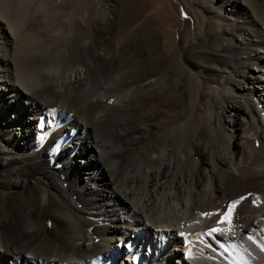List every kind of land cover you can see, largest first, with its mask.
<instances>
[{
  "label": "bare ground",
  "instance_id": "6f19581e",
  "mask_svg": "<svg viewBox=\"0 0 264 264\" xmlns=\"http://www.w3.org/2000/svg\"><path fill=\"white\" fill-rule=\"evenodd\" d=\"M167 1L165 59L0 0V264H227L233 201L221 241L264 264V0Z\"/></svg>",
  "mask_w": 264,
  "mask_h": 264
},
{
  "label": "rangeland",
  "instance_id": "374dc122",
  "mask_svg": "<svg viewBox=\"0 0 264 264\" xmlns=\"http://www.w3.org/2000/svg\"><path fill=\"white\" fill-rule=\"evenodd\" d=\"M38 1L41 4H44V3L46 4L47 3L48 6H52L53 8L60 7V10L57 11L56 13H54V18L55 19H57L58 17H60L59 15H61L60 14V12H61L64 17L67 14L66 17L67 18H70V20L73 19V22L76 21V20H78V18H81V17L84 20L86 18L87 20H85V21H87L88 23H89V21H91V23L93 21H96V22H93V23H96V24H100L102 22L101 25H100L101 27H99V26L97 27V25L95 24V28L94 29H92L94 27L93 23H92L93 26L91 25L89 27H84V29H85L84 30V34L87 35V36H85V37H87L86 39H88V36L89 37L92 36L91 39H94L93 40V42L95 41L94 43H96L98 41V39H101L99 44H101V42L103 41L102 42V43H104L103 48H105V50L106 49H109L110 50V49H112L113 46L115 48V49L113 48L114 50H117V49L118 50H122V49H124V47L126 48V46L129 44L127 42V40H129V38L131 37V39L133 41L136 39L134 41L135 44L133 42H132L133 44L132 43L129 44L130 45V49L132 50V48H133V50L135 51V53H138V50L139 51H144L147 46L150 47V43H154L155 49L158 51V53H161L165 57V59L167 57L169 58V56L171 55V50L172 49H170V42L168 41V39H166L168 37H165V35H164V34H166V32H165L166 31L165 30L166 29V18H165V15H164L165 14V10L164 9L166 7V4L168 3L167 0H115L116 6H117L115 8L116 11L113 10V11H110L109 12V14H111V16H112V20L114 19L113 20L114 23H113L112 26L110 25L109 27H106V26L104 27V25H103L104 20L107 18V16H105L107 14H105V12L103 13V11H102V9L105 10V7H104V4L106 2L105 0H79V1H77V0H65V2L63 0H56V1L54 0V2H53V0H46V1L45 0H37V2ZM172 1H174L176 5L181 4V2L178 1V0H172ZM68 3H70V4H68ZM79 3H82V4L79 5ZM55 5H57V6H55ZM80 6L83 7L84 9L81 8ZM100 7L102 9H100ZM181 7H182V8H180V10H182L181 17L184 20H186L187 17H188V15H185V14H188V13L186 12V9L183 6H181ZM61 8L62 9H65L64 12L62 11ZM72 8H73V10H72ZM79 12H80V14H79ZM72 13H75V14H72ZM39 14H38V16H40ZM70 14H71V16H70ZM83 14L85 15V17H84ZM55 15H57V16H55ZM76 15H78V16H76ZM88 15H89V17H88ZM40 17H42V16H40ZM75 17H77V19ZM103 17H105V18H103ZM118 18H120V19H118ZM118 20H119V22H118ZM120 20H121L122 23H124L123 25L120 22ZM97 21H98V23H97ZM115 23H118V24H115ZM126 25H127V27H126ZM128 25H130V30L129 29H126V28H129ZM133 27H135V28H133ZM121 28H122V30H121ZM118 30H120V31H118ZM124 30L125 31L127 30V31L124 32ZM116 31L119 33L118 35H116V33H115ZM106 32H107V34H106ZM138 32H140V33L138 34ZM126 33H128L127 36H129V38L126 36ZM130 33L133 34V35L131 36ZM104 34L105 35L110 34L112 36L111 40H113V42H109V40H107L106 38H104V36H105ZM123 34H124L125 37H123ZM134 36H136V38H134ZM137 37H139L140 40ZM125 38H126V40H125ZM114 39H116V40H114ZM88 40L90 41V38ZM177 40H178V38H177ZM115 41L117 42V45H116V42ZM138 42L139 43L141 42V43L139 44ZM125 43H127V44H125ZM118 45H119V47H118ZM135 45H137V46L135 47ZM138 47H140V48H138ZM125 60L127 61L128 59H126V58L121 59L120 58V60L117 61V63L120 66H123V67H125L127 65V63L130 64V62H132L130 65H133V64L136 65L137 64V62H135L133 59H130V62H126ZM123 61H125V62L123 63ZM133 62H135V63H133ZM130 65H129V67H130ZM249 194H252V196H253L254 193L251 192ZM224 207H226V205Z\"/></svg>",
  "mask_w": 264,
  "mask_h": 264
},
{
  "label": "snow or ice",
  "instance_id": "6c2138e0",
  "mask_svg": "<svg viewBox=\"0 0 264 264\" xmlns=\"http://www.w3.org/2000/svg\"><path fill=\"white\" fill-rule=\"evenodd\" d=\"M55 111V110H52ZM240 199H244L241 197ZM239 203V201H233L231 204L228 206V208L223 212V214L220 216V219L217 221V227L210 228L208 230V234L210 236L215 237L216 241L219 243V247L224 250L225 253L228 254V259H227V264H247V261L243 259H239L236 257H233L231 253H229L228 248L225 246V244L221 241V237L227 234V231L220 227L221 224H229L231 228V218H232V211L235 208V205ZM205 215H210V214H205ZM229 228V230H230ZM183 235V234H181ZM251 239V237H249ZM261 251H264V248H261Z\"/></svg>",
  "mask_w": 264,
  "mask_h": 264
}]
</instances>
